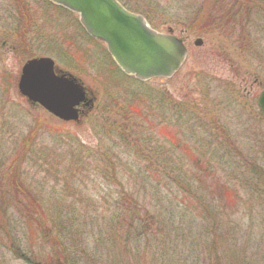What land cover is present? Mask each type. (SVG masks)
Instances as JSON below:
<instances>
[{
	"label": "rangeland",
	"instance_id": "374dc122",
	"mask_svg": "<svg viewBox=\"0 0 264 264\" xmlns=\"http://www.w3.org/2000/svg\"><path fill=\"white\" fill-rule=\"evenodd\" d=\"M122 1L141 8L147 4V0ZM22 3L0 0V170L9 164L20 165L23 182L44 212L39 213L41 222L50 224L51 237L59 234L64 246L58 247L59 252L65 257L67 251L69 264H264V119L255 101L264 87V51H241L232 44L233 36L228 38L219 31L208 29V33L197 35L198 29L209 26L178 23V17L182 20L184 16L180 9L195 2L173 0L175 20L167 18L161 23L159 12L147 14L158 30L170 28L184 38L187 59L171 78L141 82L119 71L105 45L83 32L75 14L46 0ZM12 7L19 18L13 17ZM259 21L264 25L262 17ZM261 28L252 25L257 44L264 43ZM241 33L235 30L234 34ZM196 37L202 39L199 46L194 44ZM36 57H48L58 73L78 78L94 97L92 109L77 121H63L20 95V68L24 61ZM191 102L202 105L204 122L214 118L218 139L209 136L207 126L191 128L202 116L188 113L187 103ZM175 104L184 107L174 108ZM130 105L136 113L145 109L154 120L142 125L146 130L143 136L160 144L165 154L156 168L161 170L166 163L163 157H169L167 163L197 173L203 182L195 187L204 192L210 180L205 182L202 170L225 166L229 172L217 175L237 193L236 205L230 203L228 208L226 202L222 207V201L219 208L201 213L188 207L189 197L183 196L174 182L171 188L160 180V185L154 180L143 183L152 178L140 175L146 162L121 146L114 150L119 155L122 152L117 182L97 174L95 154L118 143L116 122L122 109ZM184 129H191L185 139L179 135ZM78 143L88 153L87 162L68 169L63 162L65 152ZM245 160L252 161V170L241 165ZM75 169L78 174L72 173ZM2 184L5 179H0ZM123 195L147 205L150 220L156 222L154 233L139 235V227H127L131 213L114 209ZM114 214L113 226L107 228L105 222ZM12 224L14 244L0 235V264H28L18 258L15 246L29 258L54 255L50 241L47 247L41 244L39 230L26 229L16 216ZM214 224L224 226L223 242L218 241L219 236L211 239L209 231ZM136 234L138 241L134 240ZM213 253L222 257V262L217 263Z\"/></svg>",
	"mask_w": 264,
	"mask_h": 264
},
{
	"label": "trees",
	"instance_id": "16d2710c",
	"mask_svg": "<svg viewBox=\"0 0 264 264\" xmlns=\"http://www.w3.org/2000/svg\"><path fill=\"white\" fill-rule=\"evenodd\" d=\"M17 1L20 5L23 6L22 0ZM119 1H121V3L128 10L144 15L153 26L154 23L152 19L150 20L148 14L157 15V13L159 12L158 18L160 19L161 23H163V21H165V19L167 18H169V21L175 20L173 19V17L175 16L171 13L173 9V0H147L145 1L147 4H145V6L142 8L138 4L136 6H132L126 2H123L122 0ZM187 1L195 2V4L180 9L183 10L184 16L182 20H180V18L178 17V23H185V26H193V23L195 24L198 22H202L203 25H207L209 26V28H204L202 30L198 29L196 31L197 35L206 34L209 32V30L219 31L227 37L228 35L233 36L232 38H230L232 44L238 46L241 51H264V43L257 44V37L254 36L252 32L253 24H256L258 30L261 26L263 27L261 29L264 30V25L259 21L261 17L264 21V0ZM11 9H13V12L16 11L13 7ZM14 13L15 15L13 17H15V19L16 17L19 18L17 12ZM257 18L258 20H255ZM235 30H240L242 33L236 36L234 34ZM187 104L188 113H190L191 115L198 116V113H202L201 118H199L194 123L195 128H191L206 129L207 126L209 136L218 139V135L220 134V132L217 131L219 130V128L215 125L214 118L208 119L207 123L204 122L202 118H204L203 114H205V111L202 105L199 102H191ZM178 106L183 105L178 104ZM178 106L175 104L174 108ZM148 116L149 115L145 113V109H143L142 112L138 111V113H136L134 105H130L127 108L122 109V114L120 115L118 122H116V129L118 130V133H115V139L118 143H113L109 148H105V150H103L102 152L100 150V152H96V173L106 180L117 182V170L119 165L117 164V162H120L122 160V152L119 155L118 153L120 152H115L114 150L118 149L119 146H121L128 148L129 150L131 149L132 152L136 155L137 159L140 158L142 161L146 162L144 166L145 169L140 171V175L149 174L152 178H146L147 181L144 180L143 183L146 182L148 184H151L153 180L156 182H159L160 180L163 182L165 181V187L171 188L173 187L174 182L176 189L181 192L183 196L189 197V201L186 203L188 207L194 208V210H198V212L201 213L213 211L216 208H219L220 206H222V201L224 202L222 207L226 205V202L229 203L228 208L231 207V204L236 205L234 197L237 195V193L227 185L225 180L222 182L220 181V174L229 172L225 168V166H207L202 170L206 173L205 178H207L205 179V182L208 179L210 180L209 187L205 189L204 192H198L197 188L195 187L196 185H198V183L201 184L203 182L199 178L197 173L183 169L180 164L179 166H176L175 163H173V165L167 163V159H169V157H163V159L166 160V163H164L161 170L156 168L158 160L160 156H162L161 154H163V151H161L162 146L160 144L152 143L149 136L147 135L143 136L146 130L144 129L142 123L145 120L154 122L153 118L151 116ZM108 127L110 128L111 126ZM116 129L114 128V132L116 131ZM180 131L181 133L179 132V135L185 139V134L191 132V129H184ZM192 133H195V131H192ZM175 144L176 141L174 145ZM200 147H202L201 144ZM82 149L83 145H81L80 143H78L74 148L72 145L68 147L65 152L66 156L63 159V162L68 169L80 168V166L86 164L88 153L87 151H83ZM164 155L165 154H163V156ZM227 155L230 156V154H225V156ZM43 159L44 163L47 164V159L49 158L45 155V158ZM152 161H154V163L151 165ZM195 162H198V160H196ZM251 163L252 161L245 160L241 165L243 167L251 168ZM227 168L230 169L229 167ZM219 171L220 174L217 175ZM0 172H2L0 179L6 180V184L0 185V235L6 238L7 243L14 244L12 233V228L14 227V225L12 224V220L14 216H16L20 219L21 224L24 225L26 229L32 228L33 230H39V232H41V244H44L47 247L48 241H50V243H52L50 245L51 251L54 252V255H38L29 258L26 253L20 250L18 246H15V253L20 260H23L28 264H69L70 261H67L66 258L67 251L64 250L65 257L59 252L60 250L58 247H64L61 243L63 242L62 239H60L58 236L59 234H56L55 237H51L50 234H48L50 230V224L48 226L47 223L44 225L41 222V216L39 213L44 212L41 209L40 204L38 205V202L36 200H33V192L31 188L23 182L25 180L22 177L20 165L18 168H16L13 167L12 164H9L7 167L3 168V170L1 169ZM72 173L78 174L79 170L75 169ZM230 173L235 175L234 170H231ZM208 194L210 195V197L208 196ZM115 204V211L122 213H131V216H129L130 221L127 222L128 228H133V226H136V228L139 227L141 229V232L139 231V235L141 233H144L145 236H147L151 233H154L155 229L153 226L156 222L154 220H150L151 215L146 209V204L142 203V205H140L136 199L128 198L127 196L124 197V195L118 202L116 201ZM114 216L116 215L114 214L110 216L108 221L105 222L107 228H111L113 226L111 220ZM52 224L53 226H55L54 223ZM211 228L212 232L209 231L210 235H212L211 239L213 240L214 236H219L218 241L223 242L222 232L225 231L224 226L221 224H214ZM139 235L136 234L134 240L138 241ZM212 255L215 256L214 253ZM215 257L217 259V263L222 260V257Z\"/></svg>",
	"mask_w": 264,
	"mask_h": 264
},
{
	"label": "water",
	"instance_id": "95a60500",
	"mask_svg": "<svg viewBox=\"0 0 264 264\" xmlns=\"http://www.w3.org/2000/svg\"><path fill=\"white\" fill-rule=\"evenodd\" d=\"M49 1L76 13L86 33L105 44L120 70L140 81L172 77L187 56L171 30L151 29L141 15L127 11L117 0ZM56 71L48 57L29 59L21 67L17 90L55 117L77 121L76 106L86 99L85 90L72 75ZM256 104L264 118V88Z\"/></svg>",
	"mask_w": 264,
	"mask_h": 264
},
{
	"label": "flooded vegetation",
	"instance_id": "af4514ba",
	"mask_svg": "<svg viewBox=\"0 0 264 264\" xmlns=\"http://www.w3.org/2000/svg\"><path fill=\"white\" fill-rule=\"evenodd\" d=\"M187 51H189V49H187ZM94 97H92V101H93ZM88 100V99H87ZM84 105V104H83ZM83 105H80L78 107V111H79V115L82 116L84 113H86L87 111H89L91 108V102H89L88 107H84Z\"/></svg>",
	"mask_w": 264,
	"mask_h": 264
}]
</instances>
